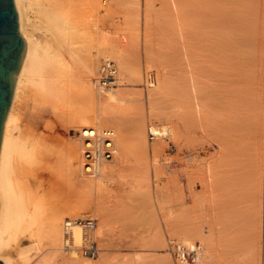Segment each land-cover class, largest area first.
I'll list each match as a JSON object with an SVG mask.
<instances>
[{
	"label": "bare ground",
	"instance_id": "bare-ground-1",
	"mask_svg": "<svg viewBox=\"0 0 264 264\" xmlns=\"http://www.w3.org/2000/svg\"><path fill=\"white\" fill-rule=\"evenodd\" d=\"M16 1L20 12L21 32L27 39L28 47L6 121L0 154V258L6 264H174L169 253L150 257L137 252L133 256L113 258L103 255L100 262L88 260L81 252L64 250L65 225L68 220H72L75 245H81L86 238L84 222L81 221L87 218L72 216L86 213L88 207H92L91 202H94L95 197H89L91 202L86 198L91 206L88 203L85 206L84 203L87 202L85 196L90 190L98 193L106 191L105 196L110 195L112 188L108 184V178L119 174L122 170H117L131 162L128 161V155L132 151H135V158L143 160L146 173H141L144 170H133L134 175H137L134 179L140 175L136 183L131 180V183L128 182L129 191H145L144 188L141 189L144 183L147 194L145 191L142 195L146 194L150 199L148 201L154 205L151 182L153 164L150 158L152 150L148 134L155 135L159 140L166 137L178 141L182 138L188 169L179 184V192L184 198L183 206L186 211L195 208L197 183L202 176L196 162L202 155L201 151L210 144L205 124L208 105L204 95L208 93L206 87L204 89L208 82L201 79L203 75H207L201 69L210 63L214 68L213 133L218 151L216 160L208 161L205 165V178L215 195V221L218 226L217 233L222 238L220 240L226 234L232 239L233 210L225 199L227 192L224 190L228 189L223 187V178H226L223 170L225 160L231 156L233 149L240 146L246 132L250 145L262 150L264 143V0H162L163 7H158L164 10H160L170 19L179 22L174 23L171 29L173 34L179 35L174 39V42H178L170 53L162 57V62H168H161L164 67L159 69L162 72L159 75L162 76L156 78L159 79L155 84L156 89L153 88L149 95L142 98L135 97L131 91H110L105 96L106 93L97 87L98 76H94L102 57L117 59H114L118 68L115 79H119L120 83L121 72H125L121 71L124 65L126 67V64L136 60V55L128 49H134V43H137L136 47L140 43L139 37L132 35V46L129 44L125 46L127 50H123L117 45L110 31L101 26L102 9L106 0ZM127 1L139 7L142 0ZM155 2L146 0L148 16ZM38 17L40 20H37ZM139 45L137 50L140 51ZM256 53L261 59L262 77L259 109L257 103L252 102H256L251 96L252 93L246 95L244 92V80L249 74V57L256 56ZM137 54L140 57L141 53L137 51ZM171 66L174 71H180L176 78H173L174 71H168L172 69ZM136 76L140 78V73L137 72ZM172 86L176 93L173 107L178 108L179 113L173 115L170 124L164 121H153L149 124L148 112H154L163 95L167 93L165 91ZM248 97L252 100L249 105ZM245 101L247 109L243 107ZM31 105L33 109L36 108L38 117H32L35 120L30 119L29 122L25 121L27 113L24 114L23 111ZM250 105H255L259 113ZM42 120L46 121L48 130L38 132L35 126ZM69 128L80 131L78 139L64 141L60 136L56 138V132ZM158 144L155 149L161 148ZM140 161L138 163L134 160L131 163L140 164ZM138 164L139 167L143 166ZM155 168L156 175L159 176L163 169L160 165ZM256 173L257 198L255 209H251L248 215L245 244L249 263L264 264L263 150ZM132 183L138 187L137 191L135 186H130ZM120 190L127 192L126 187ZM64 192L79 197V200L75 197L78 204L74 198V206L70 203L69 206H62L61 203L50 200V197L57 198L59 193ZM69 194L64 197H69ZM138 194L141 195L140 192ZM130 196L125 197L132 200ZM132 196L138 197L137 193ZM141 198V203L139 198L133 201L136 200L135 203L142 205L144 202L148 203L142 200L144 197ZM103 200L105 201L102 199L101 202ZM106 202L98 203L103 206ZM111 205L109 208L106 205L107 211ZM104 208L100 207L98 211L103 212L101 209ZM107 211L105 215L103 213L104 223L112 218L111 214L108 217L111 212ZM104 225L105 228L95 231V237L99 235L106 246L109 232L106 224ZM201 232L198 226L189 222L177 228L174 234L188 244H195L196 238L201 237ZM141 234H144L141 238L135 234L129 237H132L130 239L133 243L144 239L145 242L147 240L146 243L152 239V243L153 237H157L149 235V239L144 232ZM157 235L158 240H154L152 244L160 241L166 248L165 234L161 233L163 237ZM217 253L213 251V256L217 254L222 259V248L217 249ZM208 256L206 259H210Z\"/></svg>",
	"mask_w": 264,
	"mask_h": 264
},
{
	"label": "rangeland",
	"instance_id": "rangeland-1",
	"mask_svg": "<svg viewBox=\"0 0 264 264\" xmlns=\"http://www.w3.org/2000/svg\"><path fill=\"white\" fill-rule=\"evenodd\" d=\"M156 4H154V8L157 7V9L152 8L150 11V15H147V3L146 0H142L140 6L138 7L131 1L127 0H106L104 2V6L102 9V17H101V26L107 30L108 32L112 34L113 39L117 43V45L123 49L127 50L125 46H128L131 42L132 35H136L139 37L140 41V51L137 50L138 45L136 47L134 43L133 48L128 49L131 50L132 54L136 55V60H134L132 63L129 62V65L126 64V67L124 65L123 70L125 72H121V82L119 83L118 86L114 87L110 91L114 92H119L124 93L126 91H131L133 92V95L138 98L145 97L149 95V92L155 88L156 85L154 86H149L148 84V77L151 73H155L156 78H160L161 76L159 75L162 73L160 70L164 67L162 63L165 64L167 60L164 61V58L162 60V57L170 53L174 47H176V42H174V39L179 37L175 33L173 34V31L171 29L172 25L174 23H177L175 19H170L167 17V15L162 12L161 10L164 8H159L163 7L162 0H155ZM162 5V6H160ZM159 6V7H158ZM161 9V10H160ZM33 11V14L36 15V13ZM166 12V11H165ZM37 20H40V17L37 18ZM175 21V22H174ZM137 40V41H138ZM132 46V44H130ZM129 46V48H130ZM178 49V47L176 48ZM137 51L140 52V57L137 54ZM166 58V57H165ZM250 62L248 64V77L244 80V92L247 93L246 95H249L252 93V97H254L255 101L250 100L249 96L248 97V105L249 101L253 103H257V108L259 109V101L261 98V90H260V85L262 81L261 77V59L258 56V53H256V56H250L249 57ZM108 58L102 57L100 61V65L98 66L97 72L94 76H98V71L101 68L103 62L107 60ZM110 59V58H109ZM116 59L115 57H112L111 60ZM117 61V59H116ZM162 62V63H161ZM168 62V61H167ZM166 62V64H167ZM162 66V67H161ZM177 69H178V65ZM175 66V67H176ZM121 67V66H120ZM203 67V66H202ZM206 70H203L205 69ZM203 69H201L203 72L207 75H203L201 77L202 80L207 81V85L204 86V89L206 87V90L208 93L203 94L206 95L207 99L205 96L204 100L208 103H206L207 106V112H206V117H205V124L207 128V138L210 144H207L205 148L201 151V157L199 160L196 162L197 166L200 167V172L202 173L201 176V181L197 183V190H198V197H197V205L195 208H193L190 212L191 217H189V212L186 211L184 208V198L182 194L179 192V184L181 181L184 179L186 171L188 169L187 166V159L184 157V150L182 149V138L180 137L179 140L181 141H176L172 140L170 138H163V140H159L158 138L152 139L151 135L148 134V140L149 144L151 146V162L153 164L152 166V173H151V182H152V190L154 194V205L150 203L151 201L147 197V191L144 186V183H140L139 188L145 189V191L141 193L140 196L142 198H147L145 200L144 198L142 199L139 196V192L137 191L138 187L135 186L133 183H136L139 180V175L137 179L134 177L137 175H134L135 172L142 171L141 173H146V165L142 164V161L138 160L134 156L132 151L128 155L129 159H134L135 161H140V164L137 162L131 163L134 160H129V163L125 165L124 168H121L117 170V172L121 171L119 174H117L114 177H109L108 179L110 180L108 184L111 185L112 191L110 192V195H106V191H102L101 196H105V198H101L96 190H93V192L90 190V193L85 196V206H91L88 207L87 212L79 215H74L72 218H79V217H84V218H94L97 221L98 224V229L97 231H100L102 228H105L106 224V229L109 232V241L108 244L105 246L101 240V237L98 235L97 237V242L99 246V255L96 258L87 257L88 260H93L96 262L102 261L103 255H108L110 258L116 257V256H133L137 252L145 253L150 257H160L163 256L164 254L169 255L172 257L173 263L177 264L173 254L171 253L170 247L172 242H183L186 243L184 240L179 238L177 235L174 234V231H176L177 228H181L182 226L186 225L187 223L191 222L194 223L196 226L199 227V229L202 231V235L199 238H196L195 243H200L203 246V254L201 261L198 264H250L249 263V257H248V252L245 244V235L246 231L248 228V218H249V213L251 209H255V203H256V198H257V169L259 166V162L261 159L262 155V150L264 153V143H263V149L261 150L260 148L254 147L250 145L249 139H248V132H246V135H243V138L241 140V144L239 147L233 149L231 156L225 160V166L223 168L224 172H226L225 177L223 174V181L225 182L223 187H227L228 190H224V192H227V195L225 197L226 201L230 206L232 207L233 210V222H232V239L231 237H228L226 234L225 236H222L224 239L220 240L222 238L219 237L217 233V222L215 221V205L216 203L214 202L215 195L212 193V187L209 185L208 181L205 178V165L207 164L208 161H215L216 160V154H217V146L215 145V138H214V133H213V128L215 124V117H214V68L213 65L210 63L209 65L206 64ZM126 68V69H125ZM169 68V67H168ZM170 68H174L171 66ZM201 68V67H200ZM122 69V68H120ZM160 69V70H159ZM169 69L168 71H174V69ZM179 70V69H178ZM140 73V78L136 76V73ZM180 71H174V76L173 78H176L177 73ZM159 75V77H158ZM204 76H207L204 79ZM207 79V80H206ZM159 81V79H157ZM173 82V81H172ZM203 82V81H202ZM201 82V84H202ZM203 82L202 85L205 83ZM158 83V82H157ZM203 87V86H202ZM110 91H107L110 93ZM203 91V89H202ZM167 92V93H166ZM106 93V92H104ZM109 93H106L105 96L109 95ZM166 94L163 95V98L161 99L160 103L154 109V112H148V123L151 124L153 121H164L165 123L171 122V119L173 118V115H177L179 113L178 108H174L173 105L175 104V87H169L167 91H165ZM210 93V94H209ZM175 94V95H174ZM209 94V97L207 96ZM124 96V95H123ZM251 97V98H252ZM245 99V98H244ZM253 99V98H252ZM253 99V100H254ZM253 106V105H252ZM250 105V107H252ZM244 109H247L246 106V101L243 103ZM253 107L256 108L254 105ZM31 108V109H30ZM35 108V107H34ZM249 108V106H248ZM255 109L258 110V109ZM27 109L24 108V119L25 121L29 122L31 121L32 117H38L37 110L36 108L33 109V106L28 107ZM252 109V108H250ZM253 111V109H252ZM254 111V112H255ZM259 113V110L257 111ZM250 113V111H249ZM248 113V114H249ZM30 115V117H29ZM37 115V116H36ZM29 117V118H28ZM35 118V119H36ZM32 119V120H35ZM29 122H27L29 124ZM160 123V122H158ZM163 124V123H162ZM38 132H43L47 131L46 127V121L42 120L38 122V126H35ZM79 130H73L72 128L67 129H62L56 132L55 136L56 138H59L61 140H73L74 138H79ZM60 134V135H58ZM59 139V140H60ZM159 143V144H158ZM156 144H158L161 148L155 149ZM132 153V156H131ZM138 156V154H136ZM140 156V155H139ZM138 156V157H139ZM134 157V158H132ZM141 158V156L139 157ZM137 159V160H136ZM127 161V162H128ZM138 165H143V166H137ZM156 165V166H155ZM157 165H160L162 167V172L159 176L155 172ZM137 166V168L135 167ZM134 167L136 169H134ZM139 167V168H138ZM143 167V168H141ZM133 168V169H132ZM124 169V170H123ZM138 169V170H137ZM141 169V170H140ZM133 170H136L135 172ZM223 172V173H224ZM157 174V175H156ZM146 175V174H145ZM143 176V175H142ZM140 176V179L142 178ZM144 177V176H143ZM225 179V180H224ZM133 182L130 184V186H135L136 191L133 190L129 191L130 188L128 186V182ZM142 182H144L143 178L141 179ZM136 181V182H135ZM48 182V181H47ZM130 182V183H131ZM140 182V181H139ZM139 182L137 185H139ZM142 184V186H141ZM127 189V192L131 195V193L134 194V196L138 195V197H133L132 195L130 196L129 194L124 193L125 191H122L120 189ZM129 189H128V188ZM132 189V187H131ZM135 189V188H134ZM114 190V191H113ZM121 191V192H120ZM146 193L142 195L143 193ZM66 192H64L65 194ZM58 194V197H50V200L53 202H58L61 203L62 206H69L72 204L74 206L76 203L78 204V198L74 196L72 193L69 194V197L65 195H68L67 193L64 194ZM97 194L99 196H97ZM60 195V196H59ZM73 195V196H70ZM126 195L130 196L132 200H130L128 197H125ZM95 197L97 199L93 200L94 202H91L89 197L92 199ZM97 196V197H96ZM75 197L78 199H75ZM110 198L109 200H106V198ZM73 198L76 203H73ZM88 198L91 202V204L88 202L86 199ZM105 199L101 202L99 199ZM139 198V199H138ZM140 198L144 201H148V203L144 202L143 205L140 204L141 202L139 201ZM134 199H138L140 202L138 204L133 201ZM72 200V202H70ZM83 199L79 201L82 202ZM103 202L108 201L111 204L104 203L103 206L100 205ZM131 201V202H129ZM133 201V203H132ZM68 202V203H67ZM116 202H118V206L116 205ZM88 203V204H86ZM94 203V204H93ZM100 207H105L103 212H99L98 210ZM115 203V204H114ZM146 203V204H145ZM114 206L111 209L107 211V207L109 208V205ZM114 204V205H113ZM145 204V205H144ZM96 206V207H95ZM97 207H99V209ZM90 208V209H89ZM91 208H93L91 210ZM172 209V210H171ZM94 210V211H93ZM98 211V212H97ZM111 212V213H106L108 217H111L106 223L103 221V213L105 215V212ZM173 213H172V212ZM171 212V213H170ZM102 213V214H101ZM113 213V214H112ZM170 213V215H169ZM102 216H101V215ZM111 214V216H110ZM103 217V218H102ZM171 217V218H170ZM170 219V221L168 220ZM103 220V221H102ZM109 222V223H108ZM109 224V225H108ZM160 233H157L159 232ZM144 232L146 235H156L157 237H153L154 240H158L156 238H159L157 234H165L166 236V241H167V246L164 248V244H160V241L157 242L158 244H152L151 240H149L148 243L147 240L145 242L138 240L136 242H132L129 236H134L133 234L137 235L138 237H142L144 234H141ZM141 234V235H140ZM230 235V236H231ZM148 236L146 238H148ZM162 236V235H161ZM164 236V238H165ZM151 236H149L150 239ZM163 237V236H162ZM229 240H228V238ZM204 239V240H201ZM129 240V242H127ZM220 240V241H219ZM223 241V242H222ZM231 242V243H230ZM222 246H220L221 244ZM188 244V243H187ZM220 246V248L218 247ZM217 247V248H216ZM216 248V250H215ZM223 252V257L222 259L218 258V253L217 249H221ZM213 251L216 254V256H213ZM212 252V257L208 256ZM210 252V253H209ZM66 254V253H65ZM204 254H206L210 259H206V255L204 257ZM215 255V254H214ZM85 256V255H84ZM203 260V261H202Z\"/></svg>",
	"mask_w": 264,
	"mask_h": 264
},
{
	"label": "water",
	"instance_id": "water-1",
	"mask_svg": "<svg viewBox=\"0 0 264 264\" xmlns=\"http://www.w3.org/2000/svg\"><path fill=\"white\" fill-rule=\"evenodd\" d=\"M27 47V39L21 32L17 1L0 0V154L6 121ZM0 264H6L3 258H0Z\"/></svg>",
	"mask_w": 264,
	"mask_h": 264
},
{
	"label": "built area",
	"instance_id": "built-area-1",
	"mask_svg": "<svg viewBox=\"0 0 264 264\" xmlns=\"http://www.w3.org/2000/svg\"><path fill=\"white\" fill-rule=\"evenodd\" d=\"M118 73L116 62L111 59H107L103 62L99 75L96 81L97 87L103 92L110 91L114 87L119 85V79H115ZM157 82L155 73H151L148 77V83L154 86ZM152 139H155V135H151ZM83 225L86 231L85 241L76 246L72 232V220H68L65 225V244L64 250L66 252H72L74 250L81 252L87 257L96 258L99 255V246L97 238L95 237V231L97 230V221L94 218H87ZM177 264H198L202 258L203 246L200 243L187 244L183 242H172L170 247Z\"/></svg>",
	"mask_w": 264,
	"mask_h": 264
}]
</instances>
